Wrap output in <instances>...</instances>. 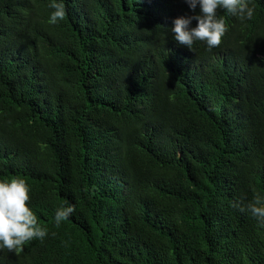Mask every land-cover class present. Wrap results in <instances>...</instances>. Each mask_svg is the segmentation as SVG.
<instances>
[{"label": "trees", "instance_id": "obj_1", "mask_svg": "<svg viewBox=\"0 0 264 264\" xmlns=\"http://www.w3.org/2000/svg\"><path fill=\"white\" fill-rule=\"evenodd\" d=\"M52 2L0 0V179L48 231L0 264H264L230 207L264 193V0L218 10L211 52L172 38L185 0H63L54 25Z\"/></svg>", "mask_w": 264, "mask_h": 264}, {"label": "clouds", "instance_id": "obj_2", "mask_svg": "<svg viewBox=\"0 0 264 264\" xmlns=\"http://www.w3.org/2000/svg\"><path fill=\"white\" fill-rule=\"evenodd\" d=\"M193 12L199 8V13L192 16H181L172 21L170 33L179 45L192 51L197 42L211 52L218 47L224 37L227 26L222 10L227 15L235 17L240 22L253 18L255 9L250 6V0H185ZM48 23L56 24L65 17L63 0H53L50 4ZM196 21L195 27H191ZM30 188L25 179L17 176L10 179H0V251H22L23 245L32 240H43L48 231L40 226L35 213L29 206ZM230 207L241 213H249L260 227H264V193L256 191L247 203L237 200ZM74 205L62 206L55 211L54 221L57 226L68 220L74 213Z\"/></svg>", "mask_w": 264, "mask_h": 264}]
</instances>
